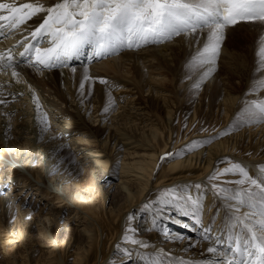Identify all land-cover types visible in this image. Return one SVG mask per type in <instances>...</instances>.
<instances>
[{
  "label": "bare ground",
  "instance_id": "obj_1",
  "mask_svg": "<svg viewBox=\"0 0 264 264\" xmlns=\"http://www.w3.org/2000/svg\"><path fill=\"white\" fill-rule=\"evenodd\" d=\"M57 2L58 0H10L6 3H33L51 6ZM45 16L44 12L33 16L27 25H24L23 30L28 31V29L38 26ZM240 24L239 27L225 29V36L226 33L231 32L232 42L230 44L234 50L230 53L231 49L228 47L230 44L221 46L214 71L217 77L222 74L226 75L229 82H232L234 78L240 79V88L233 86L224 91L217 90L212 94L208 103L197 101L192 106L182 103L177 106L173 103L174 100H170L167 96L160 94L157 97L153 96L144 100L139 93L144 87H147V91L152 94L158 89H162L157 88L156 83H152L156 81L147 82L144 80L143 71L149 70L148 68L153 67L157 71V74L152 77L153 79L157 78L156 75L161 74L163 75L161 79H166L165 77L170 75L173 82L175 79L178 80L181 75L176 67L178 60L185 59L187 61L189 53L192 51L184 37H177L170 43L148 45L135 51H123L119 55L99 59L100 62L95 65L79 69L75 67V72H72L71 68L37 72L34 68L36 73L47 77L46 83L53 84L55 89L53 93L49 94L43 89L37 93L33 91V89H37L34 86L39 88L42 82L26 65L17 67L15 71L18 76L16 77L11 75L12 69L6 70L5 74L0 73V100L6 101V103L0 104V193L4 187L8 188L6 195H0V228H3L1 231L8 230L0 235V245L6 253L5 244L19 241L26 252V259L11 258L13 264H108L107 261H111L113 264L122 261L123 264H145V257L148 254L164 250L160 246V242L162 237H166L164 235L166 232H169L167 237L170 238V241L165 243L171 245L177 236L183 235L184 231L193 234L188 237L186 235V239L190 240L187 244L197 243L196 245H200V248L204 250L203 254L194 252L192 253L194 257L191 259H176L171 254L163 252L165 254L164 264H170V261L172 264H179L181 260L187 264H200L209 258L210 254L205 251L209 245L199 242V226L195 225L190 217L180 214L171 206L164 207L166 210L159 214L154 211L155 208L135 211H131V209L139 205L144 197L149 199L153 196L154 191L150 192V189L151 191L153 189L161 191L169 185L173 187L183 184V186H188L193 195H201L204 208L208 211L210 208L213 209L216 203L214 200L216 193L211 185H206L208 182L206 178L213 173L216 165L226 155L232 154L236 160L229 162H240L246 165L252 173L256 172L257 166L264 164V123L248 126L236 122V117L243 112L245 103L241 105L238 104L239 101L236 103L238 95L233 94L242 92L244 86L250 89L252 77L258 75L253 71L254 47L259 35L258 26ZM233 31H239V33L235 34ZM218 59H220L219 63ZM85 68L94 78H102L100 76H104V74L109 75L103 77L109 81V85L101 84L99 79L86 82L83 95H81L79 84ZM92 68L101 69L103 73H91ZM127 73L129 74L127 75ZM243 80L246 81L243 82ZM181 83H163V85L167 90L172 91L174 88L181 87ZM242 84L244 86L241 88ZM134 89L137 91L134 92ZM25 90L27 91L25 92ZM109 90L114 95L113 98L116 99V105L114 109L104 112L103 108L107 102H103V100ZM24 93H26V98L23 97ZM256 93L260 95L258 99H264V90ZM124 94H127L126 99L122 97ZM32 96H36V98L42 96V104H46L50 108L54 106L56 109L58 108L55 103L58 102L56 98L71 106L74 103L77 110L92 101V105L97 103L99 107L93 111L89 110L88 114L106 116L107 113L105 120L112 124V127L103 129L90 126L105 152L107 148L110 152L113 149L118 151L117 147L125 149L124 151L127 152L130 148L137 147L149 149L148 153L139 159L127 161L125 157L120 158L122 160L119 165L120 177L123 182L128 181L131 184L125 182L119 187L120 195L126 198L119 203L115 212L100 210L94 204H89V199L80 190L81 178L75 177L88 169L89 166L93 167V170L96 166H105L109 161V154L107 153L105 159H101V157L93 159L94 152L98 153L99 151L89 147L90 139L75 138L71 128L67 127V124L76 126L79 123L76 114H72L68 110L63 113L64 115L50 113V110L47 111V115L41 114L40 110L37 111ZM49 98L55 101L50 102ZM240 98L241 96L238 100ZM250 98L255 97L251 96ZM154 104H160V108L166 114L165 122L159 125L150 114V108ZM207 106L211 109L216 108V112L210 113V117L215 120V124H219L217 129L212 127L210 125L212 123L209 121H203L207 115L205 108ZM43 109L45 108L43 107ZM183 109L187 110L189 119L186 132H189L195 124L200 123V132L196 133L193 138L191 134L190 138L187 134L182 137L176 135V126H173L174 114ZM113 111L117 112L115 116L111 115ZM44 116L47 117L46 124L42 123L40 119ZM223 132H227V134L218 135ZM15 136L20 137L21 141H17ZM189 139H191V143L185 144V141ZM171 147H178L176 152L183 149L184 153L179 158L172 157L161 161L162 156L171 153ZM69 152L73 154L68 155ZM223 167L227 166L223 165ZM158 168L164 172L158 173ZM161 175L163 176L161 177ZM237 178L233 175L219 177V179H224L220 181L221 184L226 180ZM166 183L168 184L163 186ZM197 183L201 184L199 190L194 187ZM226 186L233 187L234 185ZM211 196L213 198H210ZM49 197L53 198V203L48 200ZM15 200H19V203L14 204ZM24 203L30 204V207L38 205L39 209L31 208L30 210V207L23 206ZM218 208V213H222H220V218L218 216V219L211 220L217 225L222 222L224 217L221 206ZM66 210H73L72 215L65 216L64 211ZM5 212L8 218L9 216L11 219L15 217L12 223L7 222V225L10 224L11 227H8L4 222ZM203 213H205L204 224L207 226L210 219H208L206 211ZM129 216L132 217L131 220L128 219ZM56 217L64 222L61 227L65 230L72 229L66 225L74 224L75 228L72 226L74 229L83 224L87 225V228L85 226L79 230L85 235L86 242L79 244L78 240L76 242L69 240L65 244L59 245L50 238V244L42 245L54 247L52 250L46 251L48 256L42 258L41 249L27 246L26 240L34 238V234L42 235L40 231L42 221L47 234L49 228L47 222L49 225L52 222L60 224ZM140 222L142 225L139 227ZM184 224H187L188 227H183ZM15 225L21 226L20 234L13 232L12 228H17ZM7 227L10 230L6 229ZM38 227V233L32 230ZM23 228L26 229L27 235ZM172 228L175 229L170 232ZM129 229L132 231H128ZM126 231L128 235L148 244L149 247L141 248L138 245L128 247V241L123 239ZM50 232L52 231L50 230ZM195 235H198L197 239L194 237ZM120 236H122V241L118 239ZM118 240L120 243L117 247L122 252L116 254L113 261L109 260L112 246H115ZM133 249L135 250L133 251ZM136 258L140 261L137 260L136 263L128 261ZM116 259L118 262H114Z\"/></svg>",
  "mask_w": 264,
  "mask_h": 264
},
{
  "label": "snow or ice",
  "instance_id": "obj_2",
  "mask_svg": "<svg viewBox=\"0 0 264 264\" xmlns=\"http://www.w3.org/2000/svg\"><path fill=\"white\" fill-rule=\"evenodd\" d=\"M41 12L46 13L42 23L23 41L0 50V70L12 69L11 75L16 77L18 73L14 69L23 60L37 71L63 67L75 72L71 62L84 56L86 49L91 52L90 59H99L120 50L170 43L177 37H184L192 48L185 66L189 78L197 77L192 87L199 89L215 71L225 29L245 23L258 26L259 32L253 69L258 75L252 77L249 91L264 90V0H58L51 6L33 3L16 6L0 2V35H6L8 30H18ZM16 47H22L23 51H16ZM95 79L109 85L107 79L91 77L85 68L79 84L81 95L85 83ZM4 103L6 101L0 100V104ZM34 103L39 111L38 101L34 99ZM115 105L109 90L103 111L108 112ZM40 119L47 123L46 116ZM236 122L264 123V99L246 101ZM183 153V149L166 153L161 161L179 158ZM229 175L238 178L226 180L223 185H212L225 209L219 225L209 221L205 226L201 195L190 193L188 186L161 190L154 201L158 205L154 211L159 214L164 207L171 206L193 219L199 226V242L209 245L205 251L210 256L200 264H264V164L257 166L256 172L252 173L240 162H229V166L216 169L206 179L216 181ZM194 187L199 190L201 184ZM152 207V204L144 205L145 210ZM182 226L188 227L187 224ZM123 239L141 248L149 247L128 235L127 231ZM164 260L163 252H154L145 257V264H164ZM179 264L187 262L181 260Z\"/></svg>",
  "mask_w": 264,
  "mask_h": 264
},
{
  "label": "rangeland",
  "instance_id": "obj_3",
  "mask_svg": "<svg viewBox=\"0 0 264 264\" xmlns=\"http://www.w3.org/2000/svg\"><path fill=\"white\" fill-rule=\"evenodd\" d=\"M239 25H241V24H238L235 27H237V26L239 27ZM242 28H244V27H242ZM238 30H240V29H238ZM233 32L235 34L239 33V31H233ZM234 33H232V34H234ZM231 37H232L231 36V32L228 33V34L226 33V36L224 37V39L222 41V45L223 46L222 45L221 46L222 47L228 46V44H230L232 42L231 41ZM228 47L231 49L230 50V53H231V51L234 50V47L231 46V44ZM219 60L220 59H218V63H219ZM98 62H100V61L89 63V64H84V65H81V66H75V67L77 69L84 68L86 66L95 65ZM185 65H186V60L185 59H179L178 60V63H177L176 67L180 71L181 75L178 77V80L175 79L174 82L175 83L182 82L181 83L182 85H180L181 87H177V89L174 88L172 91L167 90V88L163 85V83H166V84H173L174 83L173 79L170 77V75H167V77H165L166 79H161L163 75L160 74V75H156L157 78L153 79L152 77L154 76V74H157V71L153 67L152 68H148L149 70H144L143 71L144 72V80H147V82L156 81V82H152V83H156L155 85L157 86V88H162V89H158L157 92H154V94H152L151 92L147 91V87H144L141 92L139 91L140 95L145 100V99H148L149 97H153V96L157 97L158 95L161 94L162 96L169 97L170 100L173 99L174 100L173 103L176 104L177 106H179L181 103L192 106V105H195L197 103V101H202V102L204 101L205 103H208V101L211 100V98H212V94L215 91H217V90L224 91L226 89H229L230 87L232 88L233 86H235L237 88H240V84H241L240 79H235L234 78L232 82H229L228 78L226 77V75L222 74L220 77H217L215 75V72H213L212 75L209 78H207L201 84V87L199 89H195V88L192 89L193 88L192 87L193 81L197 77L193 75V76H191V78H189L188 69L186 68ZM27 68L31 72H33L34 75L42 82L41 85L39 86V88L37 86H34L37 89L36 90L33 89V91H35L37 93V91L39 92V90L43 89V90H46L47 94H49L51 92L53 93L55 88L53 87L52 83H50V82L46 83L48 81L47 77L41 76L39 73H36V70L34 68H31V67H27ZM37 72H40V71H37ZM90 72L91 73H95V72L96 73H103L101 71V69H94V68H92L90 70ZM147 72H149L150 74H148ZM128 74L129 73H127V75ZM108 76L109 75L104 74V76H100V77L103 78V77H108ZM120 76H122V74H120ZM95 77H97V76H95ZM245 81L246 80H243V82H245ZM243 86L244 85L242 84L241 88ZM123 90H124V88H123ZM26 91L27 90H25V92ZM29 91H31V90H29ZM136 91L137 90L134 89V92H136ZM126 95L127 94H124L122 97L124 99H126V97H127ZM233 95H238V98L241 96L240 100H238V98L236 99V103L239 101V103H238L239 105H241L242 103H245L246 101H250L252 99H258V97L260 96L259 93L250 92L249 89L247 87H245V86L243 87L242 92H240L239 94L237 93V94H233ZM112 96L114 97V95H112ZM251 96H253L255 98H250ZM23 97H25V98L27 97L26 93L23 94ZM32 97H33L32 98L33 100L35 99L36 101H40L39 106H42V107H40L39 110L41 111L40 112L41 114L47 115V111H49V110H50V113L54 112V113H56L58 115H61V114L65 113L66 110H68V112H70L72 114H76L79 123L76 126L67 124V127L71 128L73 136L75 138H82V137L85 138L86 137L87 139L88 138L90 139L89 140V144H91V145H89V147L90 148L92 147L95 150L99 151L98 153L94 152V154H93L94 158L93 159H96V157H101V159H105L107 153L109 154V158H108L109 161H108V163L105 166H96L94 170H93V167L89 166L88 169H86L84 172H81L80 175L78 174L79 176H75V177L81 178V182L82 183H81L80 190L89 199V201H88L89 204H92V205L94 204L100 210H108L109 212H115V210L118 207L119 203L123 202L125 200V198H126V197L120 195L121 191H120L119 187H121V184H125V182H128V181H124L123 182L121 177H120V166L119 165H120V162H122V160H120V158H124L125 157L127 161H132V160H135V159H139L144 154L148 153L147 151H149V149L148 148H143V147L130 148L128 150V152H130L132 154L128 153L127 151H124L125 149H122L120 147H117V149L119 148L118 151L113 149V151L110 152L108 150V148L106 149V152L103 151L104 149L102 148V146H100L101 145L100 144V140H98V138L96 137L95 133L93 131H91L90 126L92 128L100 127V128L103 129V128L112 127V124L107 123L106 120H105L106 117H107V113H106V116H102L101 114H99V116H94V115H89L88 114L89 110L93 111L96 107H99V105L97 103H95V105H92L93 101L91 103H88L85 107H80L77 110V109H75L76 105L74 103L71 106L70 104L62 102L61 100H58L56 98V100L58 101V102H55L56 105H58V108L56 109V107H54V106L52 108H50L48 105L42 104V101H43L42 96H37L38 98H36V96H32ZM48 101L53 102L55 100L49 98ZM104 101L105 102L108 101V93H107L106 97L104 98L103 102ZM115 101H116V99H115ZM23 103L25 104V101H23ZM43 107L45 109H43ZM205 108H206L207 115L204 117L203 121H207V122L209 121V123H212L210 125H212V127H216L215 129H217L219 127V124H215L214 123L215 120H213L212 117H210V113H212L213 111L215 113L216 112V110H215L216 108L211 109L208 106L205 107ZM186 111L187 110L183 109L181 112H176L174 114L173 126H176V130L175 131H176V135H178V137H180L179 135H181V137H182V136L187 134V136H189V138H190L191 135H192V138H193V136L196 133L200 132V130H199L200 123L199 124H195L193 126V128L191 130H189V132H186L187 127H188V122H189V119H188V116H187L188 113H186ZM116 114H117V112L113 111L111 115L115 116ZM150 114L152 115L153 119L155 120V122L158 125L160 123L165 122V120H166V114L163 111V109L160 108V104L152 105V107L150 108ZM61 119H64V118H61ZM259 124H262V123H259ZM234 125H235L236 128H238V126L236 124H234ZM247 125L248 126L249 125L252 126V125H256V124H247ZM72 127H74V128L72 129ZM252 129H254V128L252 127ZM195 130L197 132H194ZM16 136H15V139L17 141L18 140L21 141V138L20 137H16ZM186 143L190 144L191 143V139L186 140L185 144ZM177 149H178V147L177 148H172L171 147L170 148V152L174 153V152H176ZM71 153L72 152H69L68 155H70ZM233 160H236V158H234L232 156V154L226 155L225 158H223L221 161H219V163L214 168L213 172L216 169H223L224 168L223 165L224 166L225 165L229 166V161H233ZM157 170H158V173L164 172V170H160V168H158ZM162 176L163 175H161V177ZM223 180L224 179H219L218 178V180H216V181H211V180L208 179V182L206 183V185L209 184L212 187L213 183L221 184L220 181H223ZM177 182L179 183L181 181H177ZM129 184H131V183H129ZM167 184L168 183L164 184L163 186H166ZM221 185H223V184H221ZM132 186H135V185L132 184ZM163 186H160V187H163ZM169 186L171 187V185H169ZM169 186L167 188H170ZM179 186L183 187V184H181ZM7 189H8L7 187H4L2 189L0 195L1 196L2 195H6L7 194ZM164 189H166V187ZM209 191H211L210 188H209ZM150 192L154 193L153 196L149 197V199L144 197L142 199V201L140 202V204L137 205L135 208L133 207L131 209V211L144 209V205L146 203L153 205V207L150 208L151 210L153 208L158 207V205L154 204V201L158 197L160 191L158 189H157V191H155L154 189L151 191V189H150ZM210 198H213V197L211 196ZM30 200H31V198H30ZM48 200L51 201V203L54 202L53 198H51V197H49ZM214 200H215V202L217 204L216 203L214 204L213 209L210 208L207 211L204 208V211H206L208 213L207 217H208V219H210V221L213 220V218H217L218 219V216L220 218V213L221 212L218 213V210H219L218 206L219 207L221 206L222 212H225L224 205H223L221 199H219L216 194H214ZM18 203H19V200L18 201L17 200L14 201V204H18ZM24 204H23L24 207H26V206H27L26 208L30 207V204H26V203H24ZM37 206L38 205H36V207L35 206L30 207V210H31V208L34 209V210L35 209L38 210L39 208H37ZM215 206H216V209H215ZM165 210L166 209L163 208V211H165ZM72 213H73V210L64 211V215L65 216H71ZM204 214L205 213H203V217H205ZM6 215H7V213L5 212L4 222H6V225H7V222L9 221L10 223H12L14 221L13 218H15V217H12V219H11L10 216L8 218V215L7 216ZM56 219H57V221L60 222V224H55L54 222H52L49 225V223L47 222V224L49 226V228L47 230V234H46L45 224H43L44 222L42 221V225L40 224V231L42 232V235L41 234L40 235L39 234H34L35 235L34 238H32L31 240H29V238H27V240H26L27 241V243H26L27 246L41 249L40 255H41L42 258L48 256V253L46 251L47 250H52L53 247H54V246L51 247V246H43L42 245V244L49 243L51 241V239L54 240L55 244L58 243L59 245L65 244L69 240H75V242H76V240H78L79 244L80 243L84 244L86 242L85 235H83L81 232H79V230L84 228L85 226L87 228V225L83 224V225L77 227V229H74L75 228V226H73L74 224L73 225H66V226H69V228H72V229H70L71 230L70 231V230H65V228L61 227L62 223H64L63 221H60V219L57 218V217H56ZM126 219H127V217H126ZM141 225H142V223L140 222L138 226L140 227ZM7 226L11 227L10 224L7 225ZM8 227L6 229H9ZM16 227L17 228H12L14 230L13 232L16 233V234H20L19 232H20L21 226L19 225V226H16ZM2 229L3 228H0V231ZM15 229H16V231H15ZM17 229H19V230H17ZM38 229H39V227L37 229L34 228L32 230L34 232L38 233V231H37ZM174 229L175 228L170 229V232L172 230H174ZM23 230L26 232L25 234L27 235L26 229L23 228ZM50 230L53 233L52 232L49 233ZM6 231H8V230H6ZM6 231H1L0 235L3 234V233H6ZM51 233H52V235H51ZM167 233H169V232H166L164 234L166 237H162L161 238L160 246L164 249V250H162V252L171 254L172 257H174L176 259L177 258H186V259L190 258L191 259L192 257H194L193 254H192L194 252L195 253L196 252L200 253V255L203 254L204 250L202 248H200V245H196L197 243L189 244V245L187 244L188 242H190V240L186 239V238L188 237V235H193V234H189L186 231H184L183 235L180 236V237H182L181 239H177L176 238V240L173 241L171 243V245H166L167 243H165V242L170 241V238L167 237ZM186 235H187V237H186ZM121 237L122 236H120L118 239L122 241ZM194 237L197 239L198 235H195ZM22 240L23 241L25 240L23 235H22ZM119 240H118V242H117V244L115 246L114 245L112 246V249H111V251L109 253V260L112 259V261H113V259H115L116 254L122 252V251H119V249L117 247V245L120 243ZM131 245H133V244L128 242V247H132ZM5 246H6V253L4 252L3 248L0 245V264H13V262H11V258L12 259H15V258L26 259V256H25L26 252L24 251L25 248L20 244L19 241H17L16 243H12V244L7 243V244H5ZM134 250L135 249H133V251ZM7 252H8V255H7ZM200 258H202V257H200ZM137 260L140 261L137 258L133 259V260H128V261H132V262L136 263ZM107 262H108V264H113V263H111V261H107ZM114 262H118L117 259ZM114 264H123V261L122 262H118V263H114Z\"/></svg>",
  "mask_w": 264,
  "mask_h": 264
}]
</instances>
